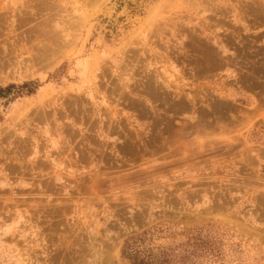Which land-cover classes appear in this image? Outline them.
<instances>
[{
	"label": "rangeland",
	"instance_id": "374dc122",
	"mask_svg": "<svg viewBox=\"0 0 264 264\" xmlns=\"http://www.w3.org/2000/svg\"><path fill=\"white\" fill-rule=\"evenodd\" d=\"M263 205L264 0H0V264H264Z\"/></svg>",
	"mask_w": 264,
	"mask_h": 264
},
{
	"label": "bare ground",
	"instance_id": "6f19581e",
	"mask_svg": "<svg viewBox=\"0 0 264 264\" xmlns=\"http://www.w3.org/2000/svg\"><path fill=\"white\" fill-rule=\"evenodd\" d=\"M245 1H246V0H245ZM100 2H101V1H100ZM242 5H243V4H242ZM159 7H160V6H159ZM220 22H221V21H220ZM43 24L45 25V22H44ZM63 29H64V28H63ZM46 32H47V31H46ZM49 33H50V32H49ZM54 33H55V32H54ZM54 33H53V34H54ZM47 34H48V33H47ZM59 35H60V34H59ZM59 35H58V36H59ZM194 35H195V34H194ZM196 35H198V34H196ZM36 36H38V35H36ZM48 36H49V35H48ZM56 36H57V35H56ZM58 36H57V37H58ZM45 37H46V36H45ZM195 37H196V36H195ZM46 38H47V37H46ZM55 38H56V37H55ZM200 38H203V37H200ZM204 38H205V37H204ZM35 39H36V38H35ZM207 39H208V38H207ZM239 39H240V38H239ZM4 40H5V39H4ZM4 40H3V41H4ZM37 40H38V39H37ZM52 40H53V39H52ZM193 40H195V39H193ZM193 40H191V41L193 42ZM199 40H200V39H199ZM203 40H204V39H203ZM31 41H32V40H31ZM50 41H51V40H50ZM50 41H49V42H50ZM58 41H59V40H58ZM200 41H201V42H200L201 44L204 42V41L202 42V40H200ZM243 41H244V40H243ZM245 41H246V39H245ZM55 42H56V41H55ZM5 43H6V42H5ZM53 43H54V42H53ZM67 43H68V42H67ZM196 43L199 44V42H196ZM205 43H206V42H204V45H205ZM208 43H209V42H208ZM8 44H9V43H8ZM8 44H7V45H8ZM45 44H46V42H45ZM56 44H58V43H56ZM21 45H22V44H21ZM63 45H64V44H63ZM65 45H66V44H65ZM195 45L197 46V44H195ZM195 45H194V46H195ZM206 45H207V44H206ZM209 45H210V44H209ZM225 45H226V44H225ZM27 46H28V45H27ZM36 46H37V45H36ZM192 46H193V45H192ZM230 46H231V45H230ZM49 47H50V46H49ZM56 47H57V46H56ZM63 47H65V46H63ZM201 47H202V46H201ZM210 47H211V45H210ZM58 48H59V46H58ZM197 48H198V46H197ZM243 48H244V47H243ZM42 49H43V47H42ZM46 49H47V48H46ZM51 49H52V48H51ZM204 49H205V47H204ZM208 49H209V47H208ZM208 49H207V50H208ZM214 49H215V48H214ZM35 50H36V49H35ZM202 50H203V49H202ZM202 50H201V51H202ZM212 50H213V49H212ZM242 50H243V49H242ZM242 50H241V51H242ZM36 51H37V50H36ZM42 51H43V50H42ZM45 51H46V50H45ZM45 51L42 52V54H44V53L46 54L45 57H44V55H41V54H40V55L43 57V59H42L41 56L39 57V53H38V56H37V54H36V57H39L40 60L42 59L43 61H44V58H47L48 60L45 59V61H46L48 64H50L51 60L49 61V58H48V56H50V55L47 54V52L49 51V49H48L47 52H45ZM54 51H55V50H54ZM54 51H53V52H54ZM201 51H200V53H201ZM215 51H216V50H215ZM217 51H218V50H217ZM217 51H216V52H217ZM53 52L51 53V54H52L51 56H54ZM56 52H57V51H56ZM204 52H206V51L204 50ZM210 52H211V51H210ZM48 53H49V52H48ZM217 53H218V52H217ZM217 53H216V55H217ZM219 53H220V52H219ZM219 53H218V54H219ZM49 54H50V53H49ZM55 54H56V53H55ZM202 54H203V53H202ZM212 54H213V53H212ZM200 55H201V54H200ZM206 55H207V53H206ZM12 56H13V55H12ZM46 56H47V57H46ZM58 56H59V55H58ZM194 57H195V56H194ZM217 57H218V56H217ZM39 58H38V59H39ZM55 58H56V57H55ZM57 58H58V57H57ZM198 58H199V57H198ZM201 58H202V57H201ZM215 58H216V57H215ZM50 59H52V58H50ZM217 59H219V58H217ZM235 59H236V58H235ZM1 60H3V59H1ZM53 60H54V58H53ZM199 60H200V59H199ZM220 60H221V59H220ZM3 61H4V60H3ZM36 61H37V60H36ZM45 61H44V62H45ZM48 61H49V62H48ZM46 62H45V63H46ZM217 62H219V61H217ZM233 62H234V61H233ZM246 62H247V61H246ZM250 63H251V62H250ZM36 64H37V63H36ZM51 64H52V62H51ZM39 65L41 66V64H39ZM39 65H38V67H39ZM235 65H236V64H235ZM5 66H6V65H5ZM197 76H198V75H197ZM244 78H247V77H244ZM245 80H246V79H245ZM245 84H246V83H245ZM162 94H163V93H162ZM165 94H166V93H165ZM174 96H175V95H174ZM179 97H180V96H179ZM213 97H214V96H213ZM217 97H218V96H217ZM181 98H182V97H181ZM161 99H162V98H161ZM212 99H213V98H212ZM218 99H219V98H218ZM221 99H222V98H221ZM194 102H195V101H194ZM116 104H117V103H116ZM188 108H189V107H188ZM182 110H183V109H182ZM186 110H187V109H186ZM209 110H210V109H209ZM47 111H48V110H47ZM71 113H72V112H71ZM153 113H154V112H153ZM196 115H197V114H196ZM198 119H199V118H198ZM194 120H195V119H194ZM196 121H198V120L196 119ZM203 123H204V122H203ZM167 125H168V124H167ZM168 126H169V125H168ZM172 126H173V125H172ZM170 127H171V126H170ZM171 128H172V127H171ZM200 129H201V128H200ZM176 130H177V129H176ZM179 130H180V129H179ZM93 132H94V131H93ZM180 133H181V132H180ZM89 134H90V133H89ZM128 134H130V133H128ZM133 137H134V136H133ZM181 139H182V138H181ZM207 140H208V139H207ZM124 142H125V141H124ZM188 142H189V141H188ZM126 146H128V145H126ZM126 146H125V147H126ZM134 154H135V153H134ZM134 154H133V155H134ZM255 154H256V153H255ZM149 156H150V155H149ZM254 182H255V181H254ZM245 186H246V185H245ZM263 206H264V205H263ZM107 263H108V262H107ZM108 264H114V263H108Z\"/></svg>",
	"mask_w": 264,
	"mask_h": 264
},
{
	"label": "trees",
	"instance_id": "16d2710c",
	"mask_svg": "<svg viewBox=\"0 0 264 264\" xmlns=\"http://www.w3.org/2000/svg\"><path fill=\"white\" fill-rule=\"evenodd\" d=\"M169 259H167V258H162V260L160 261V263H168L167 261H168ZM132 264H145V262L144 261H142V260H138V261H132Z\"/></svg>",
	"mask_w": 264,
	"mask_h": 264
}]
</instances>
